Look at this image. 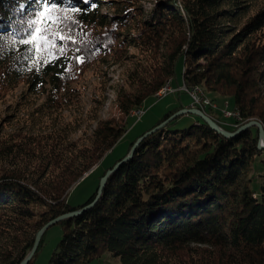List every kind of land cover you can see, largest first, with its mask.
Wrapping results in <instances>:
<instances>
[{"label": "trees", "instance_id": "1", "mask_svg": "<svg viewBox=\"0 0 264 264\" xmlns=\"http://www.w3.org/2000/svg\"><path fill=\"white\" fill-rule=\"evenodd\" d=\"M147 1L51 0L61 16L80 11L67 12V38L41 54L20 41L43 27L34 22L45 0H0V102L23 86L20 98H43V115L62 117L54 112L78 106L75 83L101 61L123 67L113 104L125 116L140 119L134 113L160 99L181 70L188 89L233 101L240 119L231 123L205 110L226 131L255 120L264 126V0H152L150 9ZM97 102L68 123L43 129L41 116L31 126L19 119L0 135V264H20L47 223L84 208L56 224L62 237L49 264H92L106 254L122 264H264V181L256 192L250 178L257 159L264 168L257 127L225 137L200 118L173 129L178 117L122 162L184 107L173 108L103 171L100 180L122 162L96 202L100 184L72 206V187L100 170L129 131L121 119L100 118Z\"/></svg>", "mask_w": 264, "mask_h": 264}, {"label": "rangeland", "instance_id": "2", "mask_svg": "<svg viewBox=\"0 0 264 264\" xmlns=\"http://www.w3.org/2000/svg\"><path fill=\"white\" fill-rule=\"evenodd\" d=\"M153 6L152 0H148L145 4L147 9H150ZM104 12H107L106 8H103ZM120 66L113 65L112 63H102L98 62L96 65L90 67L82 79L75 83V86L79 89L78 91V106H72L71 110H65L62 114L59 112H54L55 115H63L62 117H57L51 115L48 117L45 114L46 108L40 109V107L44 103V99L35 96H24V98H20L21 94L25 87H20L16 93L12 94L7 100L0 102V124H8L4 128L0 126V135L9 132L21 119V124L24 125L27 123L28 126H31L36 122V120L41 116V123L43 129H48L56 122L57 119L63 118L67 123L68 121L75 120L76 116H79L81 112L90 111L92 108L98 106V102H103V107L99 112L100 118L107 119L110 117H115L125 121L129 127V131L127 134L117 143L115 148L111 151V153L106 157L104 166L91 174H86L78 183H76L70 193L68 195V202L72 206H80L86 203L89 198L93 195V193L97 190L98 185L101 180L100 177L103 171L112 166L116 160L122 158L129 146L132 142H134L139 134L145 132L148 128L155 125L164 114L172 110L173 108L179 107L182 104L189 103L190 99L186 92L177 91V83L183 84L182 80V72L178 70L177 75L168 83L170 87L172 86L174 89L173 93L167 95L168 91L164 94H160V99L157 98H149L143 104V110L145 111L144 115L139 119L138 117L125 116L120 112L118 107L113 104L114 92L113 86L120 84H125L122 69ZM167 83V84H168ZM205 95L208 96L204 88L199 87ZM159 93V92H158ZM210 99H216V103L219 105V111L228 110L234 111V103L231 99H226L217 94H209ZM212 100V99H211ZM229 102H227V101ZM213 101V100H212ZM227 107V108H226ZM198 110L204 111L205 108H197ZM214 110V109H213ZM238 110V109H236ZM34 111H38L35 112ZM239 111V110H238ZM133 113V112H132ZM27 114V115H26ZM33 114V115H32ZM135 114V113H134ZM239 114V113H238ZM17 115V116H14ZM222 119L227 123H231L234 119H224L221 115ZM237 117V116H235ZM56 119V120H55ZM33 120V122H32ZM196 120H199V117L194 114H184L180 116L176 125H174L173 129H184L193 125ZM239 120V116H238ZM5 121V122H3ZM59 122V121H57ZM32 123V124H31ZM10 124V126H9ZM31 124V125H30ZM79 135V134H78ZM264 168L260 162V159H257L252 167V171L250 173V178H252L251 187L259 192L260 187L264 181ZM62 237V228L60 225L52 226L44 239L43 246L40 250V253L36 257L34 264H49V260L54 252V249ZM92 264H122L121 259L119 257H114L111 254L104 255L101 259L94 261Z\"/></svg>", "mask_w": 264, "mask_h": 264}, {"label": "water", "instance_id": "3", "mask_svg": "<svg viewBox=\"0 0 264 264\" xmlns=\"http://www.w3.org/2000/svg\"><path fill=\"white\" fill-rule=\"evenodd\" d=\"M184 114H194V115L198 116L200 119H202L207 124H209L212 129H214L217 132L221 133L225 137H234L237 134H239L240 132L245 131L247 129H250L251 127H257L258 128V131H259V138H260V140H259V146L258 147L260 149H263L264 150V126L262 125L261 122L256 121V120L255 121H251L249 123L244 124L236 132L231 133V132H228V131L224 130L223 128H221L220 125L216 121H214L206 112L201 111V110H198V109H186V108H183L180 111H177L176 113H174L171 117H169L167 120H165L164 122H162L160 125H158L154 129H152L151 131L147 132L143 137H141L140 139H138L137 142L135 143V145L132 147L130 154L127 157H125L122 162H125V161H127V160H129L131 158V156L134 154V151H135L137 145L140 143V141L144 137L148 136L149 134H151L153 132H156L160 128L165 127L170 121H172V120H174V119H176V118H178V117H180V116H182ZM122 162H119L112 170L108 171L107 174L101 179L100 186H99V189H98V195L96 197L95 202L100 198V196H101V194L103 192V189L105 187V184H106L109 176L119 167V165ZM93 205H94V203H92L91 205H89L88 207H86V209L87 208H90ZM83 210H85V208ZM82 211L80 210V211H75V212H71V213H67V214L61 215V216L57 217L56 219H54V220L50 221L49 223H47L39 231V233L37 234L36 240H35V243H34V247H33L32 251L27 256V258L24 261H22L20 264H28L31 261V259L33 258V256L35 255V253H36V251H37V249L39 247V244H40V242H41L44 234L46 233V231L50 227L58 224L59 222H61L64 219L77 216Z\"/></svg>", "mask_w": 264, "mask_h": 264}, {"label": "snow or ice", "instance_id": "4", "mask_svg": "<svg viewBox=\"0 0 264 264\" xmlns=\"http://www.w3.org/2000/svg\"><path fill=\"white\" fill-rule=\"evenodd\" d=\"M87 2V0H85ZM23 5H21V9ZM79 12L80 9H65L64 15L61 16L57 13V5L52 3L51 0H45L43 10L38 13V20L34 23L43 25V27H36L34 33L28 38L21 40L20 43L30 45L29 52L43 53L49 51L51 48L56 47V39L63 40L67 38L63 34L60 25L64 19H67V12ZM63 51V48L60 49Z\"/></svg>", "mask_w": 264, "mask_h": 264}, {"label": "built area", "instance_id": "5", "mask_svg": "<svg viewBox=\"0 0 264 264\" xmlns=\"http://www.w3.org/2000/svg\"><path fill=\"white\" fill-rule=\"evenodd\" d=\"M186 92L190 98H191V107L192 108H196V101H205L206 103V109H214L215 111H219V105L217 103H214L212 101H207V99L204 98H199L196 89H188L184 84L182 85V87L179 89V92ZM174 89H172V86L170 87L168 94L173 93ZM227 108V107H226ZM220 113L221 115L224 117V119H234V120H238L237 117H235V110L234 111H228V110H221L220 109ZM143 111H140V114L138 115H142Z\"/></svg>", "mask_w": 264, "mask_h": 264}, {"label": "bare ground", "instance_id": "6", "mask_svg": "<svg viewBox=\"0 0 264 264\" xmlns=\"http://www.w3.org/2000/svg\"><path fill=\"white\" fill-rule=\"evenodd\" d=\"M169 86H170V84L168 83L159 93H158V96L160 97V94H164V93H166L167 91H169ZM182 87V86H181ZM180 87V88H181ZM179 88V89H180ZM179 89H178V91H179ZM193 89H196V91H197V94H198V96H199V98H204V99H207V101H212L207 95H205V93H203L204 91H202L199 87H196V88H193ZM212 102H214V101H212ZM215 103V102H214ZM196 107L197 108H205L206 109V103H205V101H196ZM187 109H196V108H192L191 107V105H190V107L189 108H187ZM143 111V114H142V116L144 115V113H145V111L144 110H142ZM135 114L137 115V114H140V111L138 110V111H136L135 112ZM235 116H237V118H238V116H239V114H238V111L237 110H235ZM240 119V118H239ZM221 127V126H220ZM222 128V127H221ZM224 129V128H223ZM225 130V129H224Z\"/></svg>", "mask_w": 264, "mask_h": 264}, {"label": "crops", "instance_id": "7", "mask_svg": "<svg viewBox=\"0 0 264 264\" xmlns=\"http://www.w3.org/2000/svg\"><path fill=\"white\" fill-rule=\"evenodd\" d=\"M177 85H178V86H177V89H176V90L178 91V89H179L183 84L180 85V84L177 83ZM172 88H173V87H172ZM174 89H175V88H174ZM188 96H189V95H188ZM189 98H190V96H189ZM182 105H183L184 108L187 109V108L191 105V99H190L189 103L182 104Z\"/></svg>", "mask_w": 264, "mask_h": 264}]
</instances>
